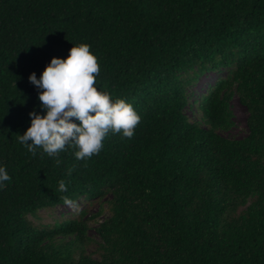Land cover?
<instances>
[{"label":"trees","instance_id":"1","mask_svg":"<svg viewBox=\"0 0 264 264\" xmlns=\"http://www.w3.org/2000/svg\"><path fill=\"white\" fill-rule=\"evenodd\" d=\"M77 44L141 121L57 165L16 135L44 114L29 75ZM234 96L246 132L227 138ZM0 166V264H264V0H0ZM65 196L98 207L33 222Z\"/></svg>","mask_w":264,"mask_h":264},{"label":"clouds","instance_id":"2","mask_svg":"<svg viewBox=\"0 0 264 264\" xmlns=\"http://www.w3.org/2000/svg\"><path fill=\"white\" fill-rule=\"evenodd\" d=\"M100 71L90 46L77 44L66 59L52 58L39 79L35 72L31 73L28 79L37 89L38 108L44 114L35 108L29 113L31 126L23 135H16L18 142L33 155L42 149V155L55 159L59 165L61 152L69 149L77 160L98 154L110 132L132 138L141 117L125 100L113 101L107 91H98L94 85ZM71 171L68 170L69 175ZM10 179L6 167L0 166V188ZM58 184V191H67L64 180ZM63 200L70 207L75 204L67 196Z\"/></svg>","mask_w":264,"mask_h":264},{"label":"rangeland","instance_id":"3","mask_svg":"<svg viewBox=\"0 0 264 264\" xmlns=\"http://www.w3.org/2000/svg\"><path fill=\"white\" fill-rule=\"evenodd\" d=\"M216 73L214 72H204L200 74L194 85L191 87L192 98H196L200 93L204 91L208 84H210L216 77ZM230 109L232 112V125L231 127L223 133V135L227 138H239L243 136L246 132L245 128V116L246 110L245 108L237 102L236 97H232L230 100ZM187 116L189 118H194V110L186 109L185 110ZM87 207L88 213L94 212L97 209V203H93L87 206L81 200L75 202L73 206H68L65 203L61 205H56L55 207L47 210H39L37 212L38 218H30L35 223H42V224H51L53 220H61L65 217H70L75 214L78 208L80 207ZM89 234H93L92 230H88Z\"/></svg>","mask_w":264,"mask_h":264}]
</instances>
